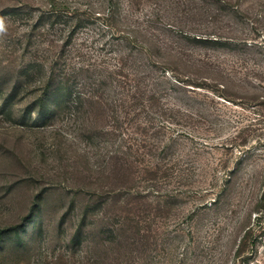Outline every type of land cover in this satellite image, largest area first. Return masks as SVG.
Segmentation results:
<instances>
[{"label":"rangeland","instance_id":"rangeland-1","mask_svg":"<svg viewBox=\"0 0 264 264\" xmlns=\"http://www.w3.org/2000/svg\"><path fill=\"white\" fill-rule=\"evenodd\" d=\"M55 2L0 0V264H264V0Z\"/></svg>","mask_w":264,"mask_h":264},{"label":"trees","instance_id":"trees-1","mask_svg":"<svg viewBox=\"0 0 264 264\" xmlns=\"http://www.w3.org/2000/svg\"><path fill=\"white\" fill-rule=\"evenodd\" d=\"M54 14L56 16H60V8L57 6V3L54 0ZM201 39V38H199ZM202 39L200 41L209 42L212 45H226L227 42L222 41L220 38L216 39ZM89 67V66H88ZM87 72H90V70L87 68ZM29 69L25 72L26 75L29 74ZM77 78V77H76ZM75 79V78H74ZM87 83L94 82L99 83L103 81V77H98L97 79H94V77L91 74L86 75ZM73 80V79H72ZM54 86V87H53ZM100 86V85H99ZM101 96V93L98 90H88V92L78 90L76 87V84L71 83V78L69 75L66 74L65 70H57L54 68V84H50L47 89H45L44 94H41V96L34 102L39 103L38 106H34V108L31 109H39L45 111L51 110L50 106L52 103H54V111L58 110L61 104H66V107L69 103L73 104H80L83 108V111L88 114H96L95 108L93 107L92 101L96 98H99ZM14 98V93H10V96L8 98H5V103L8 105L9 103H13L12 99ZM8 101H10L8 103ZM39 107V108H38ZM39 110V111H40ZM81 110V109H80ZM11 114V110H10Z\"/></svg>","mask_w":264,"mask_h":264},{"label":"clouds","instance_id":"clouds-1","mask_svg":"<svg viewBox=\"0 0 264 264\" xmlns=\"http://www.w3.org/2000/svg\"><path fill=\"white\" fill-rule=\"evenodd\" d=\"M2 24H3V21L0 20V30H2Z\"/></svg>","mask_w":264,"mask_h":264}]
</instances>
